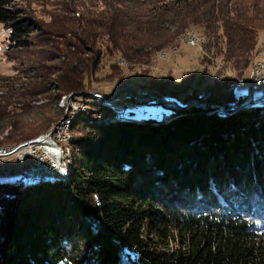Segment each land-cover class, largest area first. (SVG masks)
I'll return each mask as SVG.
<instances>
[{"label": "trees", "instance_id": "16d2710c", "mask_svg": "<svg viewBox=\"0 0 264 264\" xmlns=\"http://www.w3.org/2000/svg\"><path fill=\"white\" fill-rule=\"evenodd\" d=\"M62 1L71 15L53 12L46 27L15 0H0V25L8 29L4 55L20 60L15 66L23 77L28 70L49 72L46 61H59L51 83L80 91L102 69L96 52L84 56L87 40L113 50L99 53L111 70L104 79L111 80L125 74L111 59L150 64L154 46L191 23L207 36L202 65L174 84L160 76L173 94L163 99L174 102L150 98L172 108L162 119H114L115 109L89 102L72 123L69 183L0 182V264H123L119 251L134 264H264V102L225 115L209 106L245 100L229 90L260 54L264 22L251 20L264 19L258 5L264 0H255L253 17L231 0H91L97 4L89 9ZM58 18L81 36L54 37L50 25H59ZM41 79L47 87L48 78ZM8 97L0 98L2 111ZM96 113L107 117L96 120ZM15 122L3 142L34 136L54 120L45 115L30 129Z\"/></svg>", "mask_w": 264, "mask_h": 264}, {"label": "rangeland", "instance_id": "374dc122", "mask_svg": "<svg viewBox=\"0 0 264 264\" xmlns=\"http://www.w3.org/2000/svg\"><path fill=\"white\" fill-rule=\"evenodd\" d=\"M231 1L238 2V6H242L243 10H247V14L250 17L255 16L256 9L260 3L264 5V1H259L258 5L255 4V0ZM15 2L25 7L35 18L45 21L46 27H49L47 22L51 21L50 14L53 12L57 14L62 13L61 16L66 17L72 13L68 11L69 9L66 8L62 0H15ZM78 3L86 4V7H83L84 9L94 8V6H91L92 3L97 4L91 0H72L71 6ZM63 8H65V11ZM214 12L217 13L215 9ZM220 13H222L221 9L217 15L222 20L223 14ZM58 21L59 25H56L54 22L50 25V32L54 33V37L57 38L59 35H64L68 39H78L81 36L79 32L75 34L71 31L68 19L58 18ZM251 21L260 26L264 22V19L262 20L261 16H259L258 18H253ZM217 22H220V20ZM246 23L249 24V22ZM168 25H170L172 32L176 31V25L169 23ZM201 30L200 24L191 23L184 31L174 34L175 36L172 40L167 39L165 45H163V42L154 46V48H157L156 56H154L150 64L136 65L121 55L116 57L112 55L111 57H115V59H111V61L122 66L125 74L116 77L112 76L113 79L111 80H108L109 78L104 79V76L109 74L111 70L109 66L104 67L106 64L105 57L102 56V59H100L99 53L101 55L104 53L108 55L113 50L104 41L94 42L87 40L83 45L85 49L84 56H89L92 54V51L96 52L95 59L97 66H102V69L96 73L97 76L92 81H87L86 88L80 91L71 89L63 91L62 88H57L56 85L51 83L59 72V69L55 70L59 61L50 59L46 61L47 64L52 65L49 72L46 69H42L40 72L28 70L26 72L27 77H23L22 74L18 73L15 64H18L20 60H8L4 55L8 29L0 25V98L9 96L8 98L11 102L7 109L3 111L0 109V145H2L0 149H4L2 147L6 145L10 146L5 147L6 149L17 148L18 145L20 146L29 140H33L43 133L52 132L57 143L62 146L66 166V171L63 174L57 171L51 172L50 166L52 162L50 158L45 157L44 154H47L45 151H40L38 154L29 153L24 157L23 155L15 154L7 157V160H3L2 156H0V182H15L21 186H29L33 183H42L43 181L61 178L69 183L70 175H68L67 170L68 164L72 161L75 139L72 123L77 121L89 109L91 105L89 102L93 101L94 103L101 104L102 107L115 109L114 119H126V117L137 120L150 117L162 119L168 115L172 111L171 107L161 102H149V100L153 98L168 104H174L170 99H168L170 101L163 99V94L165 98H172L173 94L170 93L172 87L168 84H166V87L160 84L161 79L163 77L167 81L173 82V84L180 82L184 72L195 70L202 65L200 58L203 54V46L207 36ZM217 32H222V30H218ZM60 37L64 38L63 36ZM260 42L262 47L260 54L256 57L255 63L245 71L243 77L233 85L232 89H228L235 96H245V100L240 104L232 103L231 105L210 103L209 106L214 107L215 110L217 108L219 114L225 115L226 110L229 108L248 107L258 102H264V28L260 29ZM160 45L163 46L159 47ZM49 53L51 52L49 51ZM66 73V76L70 77L75 74ZM43 74H46L45 77L48 78L47 87H43L44 84L38 82L41 78V81L45 79ZM211 75L213 77L209 76L207 79H214V73H211ZM11 76L15 79L12 85L9 86ZM160 76L162 77L160 78ZM223 78L224 76L218 77L219 80ZM156 82H158L156 85H161L163 88L158 86L153 88L151 85H154ZM90 86L91 88H89ZM34 88L37 90H35L37 94L32 96L30 91L33 92ZM28 89L30 91H27ZM23 95H26V97H23ZM195 104L208 107L205 103L196 102ZM174 107L177 108V106ZM45 115L46 118L50 119L52 117L54 120L48 129L16 143L3 142V139L5 140L6 136L14 129L16 119L21 123V127L24 126V129H30L39 126V122L45 118ZM102 115L101 113H96L95 119L100 120L107 117ZM62 122L65 123V127L61 126ZM119 255L123 264H134L123 255V251L122 253L119 251Z\"/></svg>", "mask_w": 264, "mask_h": 264}, {"label": "built area", "instance_id": "2783aa9c", "mask_svg": "<svg viewBox=\"0 0 264 264\" xmlns=\"http://www.w3.org/2000/svg\"><path fill=\"white\" fill-rule=\"evenodd\" d=\"M192 44H196V43H192ZM259 72H262V71H259ZM62 127H65V123L62 122L61 124ZM56 138L53 136V133L51 132L50 133V136L48 138H40L38 139L34 144H27L24 149V151L20 150L18 152H16L15 154H18V155H23V153H33L35 150H38V152L40 151H45V153L47 154H44L45 157H48L51 159V166H50V169H51V172H56V168L58 166V164L56 162H54V158L52 157V154L49 152V149L47 148L49 145L52 146V147H56L57 149L61 150L62 151V159H61V162L59 164H61V166H59L57 169H59V171L61 172H65L66 171V166H65V157H64V154H63V149H62V146L57 143V141L55 140ZM13 151H0V154H12ZM58 172V171H57Z\"/></svg>", "mask_w": 264, "mask_h": 264}, {"label": "bare ground", "instance_id": "6f19581e", "mask_svg": "<svg viewBox=\"0 0 264 264\" xmlns=\"http://www.w3.org/2000/svg\"><path fill=\"white\" fill-rule=\"evenodd\" d=\"M188 36V35H187ZM196 36V35H195ZM165 56V55H164ZM50 136V133H43V134H41V135H39L38 137H36L35 139H33V140H29V141H27V142H25V143H23L22 145H18V147L17 148H15V147H13V148H9V149H6L5 147H10L9 145H6V146H3L2 148H4V149H0V151H13L12 152V154H0V156H2V159L3 160H7V157H9V156H12V155H15V153L16 152H18V151H20V150H22V151H24V149L23 148H25L26 147V145L27 144H34L38 139H40V138H48ZM30 142V143H29ZM0 146H2V145H0ZM48 149H49V152L52 154V157L54 158V162H56L57 164H58V166H57V168L59 167V166H61V164H59L60 162H61V159H62V151L61 150H59V149H57L56 147H52V146H48L47 147ZM33 154H38V150H35L34 152H33ZM27 155V153L25 152V153H23V157L24 156H26ZM56 168V170L60 173V174H63V173H65V172H61V171H59V169H57ZM68 171V170H67ZM54 178V177H53ZM52 178V179H53ZM44 182V181H43ZM42 182V183H43ZM41 183V182H40ZM122 253V252H121Z\"/></svg>", "mask_w": 264, "mask_h": 264}]
</instances>
